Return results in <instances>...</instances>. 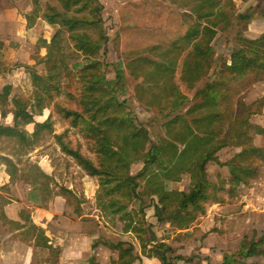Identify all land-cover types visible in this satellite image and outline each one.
I'll return each mask as SVG.
<instances>
[{
  "label": "trees",
  "instance_id": "1",
  "mask_svg": "<svg viewBox=\"0 0 264 264\" xmlns=\"http://www.w3.org/2000/svg\"><path fill=\"white\" fill-rule=\"evenodd\" d=\"M240 1L243 5L249 0ZM160 3L155 6L158 11L175 16L180 41L150 40L126 56L132 77L141 80L158 101L154 120L164 128L163 140L150 142L148 131L128 105V79L120 60L111 62L113 78H107L105 58L109 46L118 50L120 35L106 33L101 0H51L44 9L36 5L25 14L27 28L40 19L53 29L46 44L47 72L34 79L44 103L33 112L28 98L12 100L7 104L12 123H0V141L12 140L11 150L18 159L14 162L9 154L0 158L11 178L28 148L54 138L60 155L95 179L101 218L120 213L123 231L132 233L139 244L135 254L134 246L105 241L116 252L109 264H140L143 257L158 264L192 262L194 257L171 256V242L190 239L192 227L212 205L224 206L237 199L238 184L259 180L264 166V147L254 141L256 135L264 137V126L251 120L261 112L264 96L251 103L245 100L253 82L264 78V30L256 38L244 36L252 20L264 19V0L243 11H237L234 0ZM135 6L154 10L145 2ZM139 32L155 35L150 30ZM222 38L226 48L213 69L215 48ZM162 77L177 79L186 96L168 99L159 87ZM44 111L46 116L39 120ZM225 149L232 153L221 161L219 152ZM133 164L140 165L135 173ZM210 164L224 167L228 177L217 174L215 181L209 180ZM30 167L37 176L47 178L37 164ZM174 169L179 173H173ZM182 180L186 189L171 186ZM144 196L156 197L154 224L148 222L144 207L129 210L130 200ZM73 204L79 207L80 203ZM258 256L263 263L252 261ZM86 263L99 264L91 252ZM220 264H264V233L244 236L236 259L226 252Z\"/></svg>",
  "mask_w": 264,
  "mask_h": 264
},
{
  "label": "rangeland",
  "instance_id": "2",
  "mask_svg": "<svg viewBox=\"0 0 264 264\" xmlns=\"http://www.w3.org/2000/svg\"><path fill=\"white\" fill-rule=\"evenodd\" d=\"M29 1L32 3L31 6L38 5V2H42L40 4L44 6L43 0ZM260 1L261 0H249L242 5L240 0H234L235 6H238L237 11H243L246 7L250 5L254 6ZM101 2L103 4V18L106 33L110 37H113L116 33L120 35V39L117 42L118 50L114 51L111 46H109V52L105 58L107 78H113V66L111 62L120 60L123 63L126 78L128 79V89L126 91L127 103L137 114L139 123L148 131L150 142L158 143L164 139L165 133L160 122L154 120L157 115L158 101L141 80H135L132 77L127 66L128 57L126 53L144 47L150 40L158 43L165 40L180 41V29L176 24L175 16L173 14L165 15L164 12H160L156 9V5L161 6L160 0H101ZM144 2L147 3L148 6L153 7L154 10L152 11L135 6L136 4ZM0 4V123L9 124L12 123L11 114L8 112L7 105L10 101L26 97L30 101V111L33 112L36 111L37 105H42L44 103L42 95L38 92V83L35 82L34 79L47 72L48 61L46 43L50 36L51 27L49 28V25L46 27L44 21V25L38 24L37 27L32 30L26 27L25 14L27 13V0L18 6L15 5V2L13 3L10 0H0ZM240 5H242L241 8ZM257 20L259 19L252 20V22L249 23L250 26L253 25L255 28L258 27V30H264V23ZM140 30H150L155 32V35L151 37L144 33H140ZM245 33L244 36L246 38H253L258 34L254 32L251 37H247ZM232 38L233 36L231 35L230 40H232ZM221 43H224V41L221 40L217 46L218 49L215 50L213 69L218 67L221 57L220 52L224 50L221 49ZM223 54L224 52L222 55ZM159 87L166 93L167 98L170 100L176 101L186 96L184 87L177 79H165L162 77L159 82ZM189 105L190 103H187L183 110H186ZM2 113L5 114L3 118L1 117ZM46 114L47 111H44L39 120H43ZM256 123L264 126V119H260L256 121ZM27 128L30 130V126ZM59 131L60 128L56 126V132ZM27 137L31 138L29 134H27ZM53 141L54 138H50L47 141L37 143L32 149L28 148L25 155L20 156L21 161L25 163L23 166L27 169V167L32 168L30 165L33 163L37 165L41 163L46 166L52 165L56 168L54 180L59 183H56V187L62 188L64 192L69 189L72 190V194L74 193L73 196L75 197L74 200L81 203L79 204L82 211L81 217L92 218L97 221L98 214L99 223L96 224V226H99V232L95 239L99 242L97 245H103L105 241H123L127 245L131 242H136L134 235L129 234L128 236H124V234L118 232L123 226L121 215H119L120 217L116 216L119 213L108 218H101L96 199L97 186L95 179L88 176L86 172L80 170L72 161L64 159L63 156L60 155L57 147L53 144ZM254 141L256 145L264 147L263 136H254ZM12 146V140H7V138L2 139L0 141V158L8 154L9 157L15 158L11 150ZM231 153L232 151L229 149L222 150L219 152V159L221 161L226 160ZM138 168H140V165L133 164L131 172L135 173ZM173 173L178 174L179 171L174 169ZM217 174H220L223 178L228 177L227 170L224 167L222 168L217 164H210L208 167L209 180L215 181ZM32 177L34 179L38 178L37 176ZM257 178L260 184L264 186V166L261 167ZM250 185H252L250 181L248 185L242 186L241 183L238 184L240 195L238 199H236L235 205L237 207L233 210V214L229 212L226 218L222 211L215 210V212L220 214L219 217L221 218L207 220L206 222V230H209L213 226V221L216 226L223 227L224 231L222 236L224 237V242L219 238L217 239V237L213 240H209L210 245L214 246V250H218V248L221 249L218 256L219 260L211 262L209 259L208 261L205 260V256L196 255V249L198 248L201 250V248L204 247L202 240H187L181 238L179 241L174 240L171 242L174 253L170 255H181L186 258L194 257V259L192 262L188 263L185 261H178V264H195L197 260H200L198 261L199 264H220L226 252L233 256V259H236L238 245L244 236H251L253 231L259 235L264 233V201L257 198L252 200V197L256 196V194L253 190V196H250ZM171 186L177 189H186L187 183H185L184 180L176 181L171 182ZM130 195L132 196L133 194L131 193ZM63 197L67 198V196L64 195ZM241 202L246 204L241 209H238ZM248 203L252 205L255 204L254 207H256L257 210L248 212ZM155 204V196H144L140 199L136 198L130 200L129 210L144 207L145 211L152 215L151 217L148 215V222H152L155 220L152 214ZM74 207L76 206L70 205L67 209L68 213L74 215L73 219L76 217V208ZM247 218L250 221H247ZM224 220L226 221L222 224L221 221ZM230 223H233L234 226H231ZM114 225L116 230H112L109 227ZM167 228L170 230L173 229L170 228V226ZM110 232H114L117 236L115 237ZM158 235H161V233H158ZM171 236H174V232ZM201 243L202 247H199ZM136 245L137 249H134V253L138 254L139 244L136 243ZM104 253L107 254L105 251ZM210 253L214 256V253L209 251V253H207V258L210 257ZM252 261L263 263L262 256L254 257ZM135 264H139L138 261H136ZM140 264L158 263L154 259L143 257Z\"/></svg>",
  "mask_w": 264,
  "mask_h": 264
},
{
  "label": "crops",
  "instance_id": "3",
  "mask_svg": "<svg viewBox=\"0 0 264 264\" xmlns=\"http://www.w3.org/2000/svg\"><path fill=\"white\" fill-rule=\"evenodd\" d=\"M24 1L18 0L15 5H21ZM50 1L43 0L44 6L40 4L42 2H38V5L44 9L45 3ZM31 5L32 3L27 0V13L34 7ZM38 21L33 27L28 29L32 30L38 24H45L40 19ZM257 21L264 23V19ZM45 26L48 27L47 24ZM258 29V27L255 28L252 25L245 35L251 37L254 32H257L258 34L253 37L256 38L262 32L261 29ZM52 32L53 29L51 27L50 36ZM221 40L224 41V43L220 44L221 49H225V40L223 38ZM219 42L216 45V50ZM223 52H220V56H222ZM252 87L254 88V94L249 96L250 93H248L245 98L249 103L264 96V78L253 82ZM261 108L259 114L251 117L254 123L264 119V106ZM12 160L15 162L18 159L12 158ZM19 160L20 162L15 164L16 175L12 176V178L10 177V170L0 161V264H87L86 258L90 252L95 254L99 264H109L110 259L116 257V252L110 250L104 244L97 245L99 242L95 239L99 232V226H96L99 223L98 214L97 221L92 218H83L81 217L82 211L79 205V207H74L76 208V217L73 219L74 215L68 213L67 209L70 205L75 206L73 204V201H75L74 193L72 194L70 189V191L63 192L59 187H56V183H58L54 180L56 168L52 165L46 166L40 163L38 167L47 175V178H44L37 176L34 168L27 167L26 169L23 166L25 163L21 159ZM32 176H37L38 178L34 179ZM63 195L67 196V198H64ZM236 201V199L229 200L228 204L224 206L212 205L201 222L192 227V236L187 240H202L204 245L202 247L201 243V246H199L202 247L201 250L196 249V255L207 257V253L212 251L214 256L210 253L209 256L211 258L209 257L208 259L211 262L219 260L218 256L221 249L214 250V246L210 245L209 240L217 237V239L219 238L224 242V237L222 236L223 227L216 226L213 221V226L206 230V222L207 220L221 218L219 217L220 214L215 212V210L222 211L227 218L228 213H232L236 209ZM242 207L243 203L241 202L238 209ZM251 211L253 210H248V212ZM119 215L120 213L116 216ZM148 215L152 216L150 213ZM154 221L150 222L154 224ZM225 221H221V223L224 224ZM247 221L250 220L247 218ZM115 225L109 227L112 230H116L117 225L116 228ZM230 225L234 226L233 223H230ZM214 228L218 231H210ZM118 232L124 234V236L133 235L132 233H125L123 226ZM110 233L115 237L117 236L114 232ZM35 241H40L41 244L36 245ZM135 241L128 245L124 244V246H134L137 249V240L135 239Z\"/></svg>",
  "mask_w": 264,
  "mask_h": 264
},
{
  "label": "built area",
  "instance_id": "4",
  "mask_svg": "<svg viewBox=\"0 0 264 264\" xmlns=\"http://www.w3.org/2000/svg\"><path fill=\"white\" fill-rule=\"evenodd\" d=\"M260 188H261V190H260ZM253 190H254L256 196L252 197V200H254L255 198H257V199H261V200L264 201V186H263L262 184H260V181H259V180H255V181L252 182V185H251V187H250V191H251V193H249L250 196H251V195L253 196ZM256 190H258V191H256ZM257 194H258V195H257ZM245 204H246V203H243V206H244ZM254 205H255V204H254ZM254 205L248 203V204H247V209H248V210H251V209H252V210H257V208L254 207ZM258 207H259V206H258Z\"/></svg>",
  "mask_w": 264,
  "mask_h": 264
},
{
  "label": "bare ground",
  "instance_id": "5",
  "mask_svg": "<svg viewBox=\"0 0 264 264\" xmlns=\"http://www.w3.org/2000/svg\"><path fill=\"white\" fill-rule=\"evenodd\" d=\"M253 87H252V90L249 92L250 94H249V96H252L254 93H253Z\"/></svg>",
  "mask_w": 264,
  "mask_h": 264
}]
</instances>
